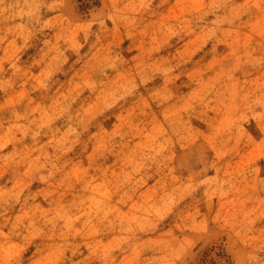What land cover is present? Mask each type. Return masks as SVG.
<instances>
[{"label": "rangeland", "instance_id": "374dc122", "mask_svg": "<svg viewBox=\"0 0 264 264\" xmlns=\"http://www.w3.org/2000/svg\"><path fill=\"white\" fill-rule=\"evenodd\" d=\"M0 264H264V0H0Z\"/></svg>", "mask_w": 264, "mask_h": 264}]
</instances>
